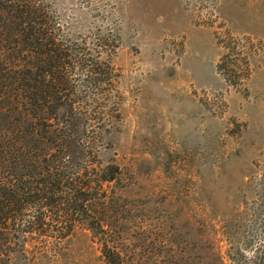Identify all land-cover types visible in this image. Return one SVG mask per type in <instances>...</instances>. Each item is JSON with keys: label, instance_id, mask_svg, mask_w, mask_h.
Here are the masks:
<instances>
[{"label": "rangeland", "instance_id": "374dc122", "mask_svg": "<svg viewBox=\"0 0 264 264\" xmlns=\"http://www.w3.org/2000/svg\"><path fill=\"white\" fill-rule=\"evenodd\" d=\"M37 1L119 166L122 264H264V0ZM93 60L95 86L79 79ZM69 240V264H103L83 228Z\"/></svg>", "mask_w": 264, "mask_h": 264}, {"label": "trees", "instance_id": "16d2710c", "mask_svg": "<svg viewBox=\"0 0 264 264\" xmlns=\"http://www.w3.org/2000/svg\"><path fill=\"white\" fill-rule=\"evenodd\" d=\"M58 28L40 1L0 0V264H69L80 228L103 264H122L108 225L119 166L96 150L93 101ZM101 64L82 83L95 86Z\"/></svg>", "mask_w": 264, "mask_h": 264}]
</instances>
